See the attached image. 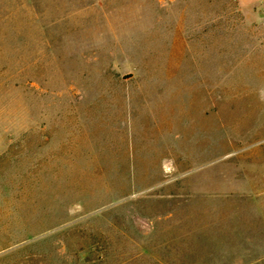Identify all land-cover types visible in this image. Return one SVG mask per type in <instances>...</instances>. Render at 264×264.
Returning <instances> with one entry per match:
<instances>
[{"label": "rangeland", "instance_id": "rangeland-1", "mask_svg": "<svg viewBox=\"0 0 264 264\" xmlns=\"http://www.w3.org/2000/svg\"><path fill=\"white\" fill-rule=\"evenodd\" d=\"M0 264H264V0H0Z\"/></svg>", "mask_w": 264, "mask_h": 264}]
</instances>
